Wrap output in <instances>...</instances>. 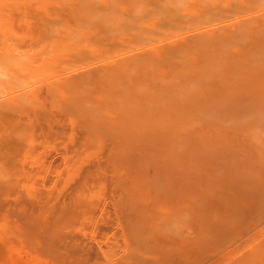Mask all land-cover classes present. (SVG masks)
Wrapping results in <instances>:
<instances>
[{"label":"bare ground","instance_id":"obj_1","mask_svg":"<svg viewBox=\"0 0 264 264\" xmlns=\"http://www.w3.org/2000/svg\"><path fill=\"white\" fill-rule=\"evenodd\" d=\"M0 127L52 260L264 264V0H0Z\"/></svg>","mask_w":264,"mask_h":264},{"label":"rangeland","instance_id":"obj_2","mask_svg":"<svg viewBox=\"0 0 264 264\" xmlns=\"http://www.w3.org/2000/svg\"><path fill=\"white\" fill-rule=\"evenodd\" d=\"M43 86H44V85H42V87H43ZM42 87L40 88V91H42V93H41V92H40V93H41L42 95H43V93H44V95H45V94H46V92H45V91H46V87H45V86L43 87V88H45V89H42ZM41 89H42V90H41ZM26 116H27V117H26ZM66 117H67V116H64V115H63V117H59V120H58L59 123H56L57 121H55L54 123H52V122H47V123H44V124L42 123V124H41L40 122L38 123V121H37V122H34L32 116H31V114H25V113H24V115H23V120H24V122H25V120H27L26 123H24V124L31 126L30 128L34 131L35 136H38V135H39V136L41 137V133L47 131V130H46V129H47V124H49V125L51 124L50 126H52V124H54V125L52 126V132H53V133H54V132H58V131L61 132V130H62V131H65L64 133L69 132L68 130H71V129H70V128H71L70 126H71L72 124L70 125L69 121L66 122V120H68ZM62 122H63V124H62ZM30 123H31V124H30ZM55 124H56V126H55ZM64 124H66L65 127H63ZM33 125H34V126H33ZM43 125H45V127H43ZM62 125H63V126H62ZM73 125H74V124H73ZM73 125H72V130L75 131V133H74V139H73V140H74V143H76V142H75V141L77 140L76 138L79 137V133H78V135H77V132H79V130H78V128H77V127H78L77 125H76V126L74 125V128H73ZM37 126H38L39 128H38ZM58 126H60L61 129H60V128H57ZM53 127H54L55 129H54ZM62 128H65V129L69 128V129H68V130H65V129H62ZM0 129H1V127H0ZM38 129H39V130H38ZM57 129H58V130H57ZM76 129H77L78 131H77ZM44 130H45V131H44ZM54 130H55V131H54ZM9 131L11 132V134H10V133L8 134L6 131H4L5 133H4V132H1L3 135L0 133V134H1V135H0V138H1L0 141L3 140L4 138H2V137L5 136L8 140L11 141V143L14 142V141L17 142V139H16L15 136L13 135V131H11V130H9ZM74 131H73V132H74ZM35 132H36V133H35ZM62 133H63V132H62ZM7 134H8V135H7ZM37 134H38V135H37ZM6 135H7V136H6ZM12 135H13V136H12ZM54 135H55V134H54ZM75 135H76V136H75ZM8 137H9V138H8ZM51 138H52V137H51ZM58 138H59V141H58V142L56 141V138L51 139L52 141H54V142H53V147L55 146L56 149H55V147L53 148L52 146H51V147H52L54 150H53L52 148H46V149L44 150V152H43V151L41 152V155H42V156H43V153L47 154L48 156H52V155L54 156V154H55L56 156H54V157H53V156L50 157V159L52 158V160H53L55 157L60 156V152L57 153V151H60V150H61V148H62V146H63V141L60 140V137H57V139H58ZM12 139H13V140H12ZM23 140H26V139H22L20 142H22ZM4 141H5V142L2 141V142H3L2 145L4 146L5 149H3L2 146H0V151H1V152H0V161L2 160V161L0 162V163H1V164H0V168H1V166H2V168H5V171H7V169H12L13 167L16 168V169H12V171L9 170L8 172H9L10 174H9L8 172H5V173H4L2 170H0V173H2V172H3L4 174L8 173V175L6 174V175H7L6 177L4 176L3 173H2L3 175L1 174L2 176L0 177V181H1V182H0V188H1V190H0V198H1V196H2V198L0 199V204L2 205V207L0 206V207L2 208V210H1L0 213L4 214L5 217L8 216L9 219H10V222L8 221L9 219L6 220V221H4L5 218H4L3 216H1L2 214H0V216H1V217H0L1 220H2V218H4V219H3V222L0 221V222H2V223H0V226H1V228H2V225H1V224H3V223L5 222L6 224L4 223L3 228L5 229V231H6V230L8 231V232L6 231L7 233H9V234L6 233L5 237H6V236L8 237V235H10V236H14V237H11V238H10V236H9L8 239H9L10 241L8 242V241H7V237H6V239H5V238H4V235H2V236L0 237V238H1L0 240H2V239L4 238L3 243L9 244L10 246H12V245L14 244V247H11V248L14 249V250H12L11 248H9L8 245H7V248H8L10 251L5 250V249H7V248H4V249L2 250V246H1V247H0V249H1V250H0V264H8V263H11V264H17V263H20V264H21V263H23V262H24L23 264H28V263H29V264H32L33 262H31V261H35V262H36V261L38 260V262H39V260H40L41 257H42L43 259L46 258L45 260H46L47 264H50L51 261H53V262H51V264H53V263H54V264H58V263L63 264L64 262L66 263V261H67L68 264H72V263H73V264H76V263H78V264H79V263H80V264H86V262H87L88 260H81V261H80V260H77V261H75V260H66V261H62V260H52V257H51V256H46V254H45V253L43 252V250H42V247H41V246H40V247L38 246V245H41V243H40V244L38 243L39 241H37L38 239L36 240V237H35V240H34V238H32V237H28V236H26V234H25V226H26V225H25V224H24L25 226L22 225V223H24V222H22V221L19 222V219H20L19 217H20V216H19L18 209L16 208V207L18 206V204L24 202V200H22V199L27 198V196H26V192H27V191H26V188L24 187V183H23V180H24V178H23V177H24L23 169H24V168L22 167L21 160H20V159L22 158V156H23V155H22V152H23V151H20L21 148L19 149V146H17V145H20V144H17V145H16L17 147L14 149L13 152L10 151V148H11V147H10V148H8V147L10 146L11 143H10L9 146H8V144H7V140L4 139ZM10 141H8V142H10ZM22 143H25V141L22 142ZM57 143H59L60 145H58ZM4 144H5V145H4ZM12 144H14V143H12ZM12 144H11V145H12ZM0 145H1V144H0ZM51 145H52V144H51ZM5 146H6V147H5ZM22 146H23V145H22ZM59 146H60L61 148H60ZM20 147H21V146H20ZM1 148H2V149H1ZM7 148H8V149H7ZM17 148H18L19 150H18ZM23 148H24V146H23ZM56 150H57V151H56ZM67 150H68V152H70V151H69V150H70V146H69V144H67ZM7 151H8V152H7ZM17 151H20V152H21V153L19 152L20 154H18V156H17V154H16V153H18ZM61 151H62V150H61ZM5 152H6V153H5ZM11 152H12V153L15 152V153H14V156H13V154H12ZM9 153H10V154H9ZM51 153H52V155H51ZM53 153H54V154H53ZM7 154H8V155H7ZM11 154H12V155H11ZM45 154H44V155H45ZM10 155H11V156H10ZM15 155H16L17 157H16ZM7 156H9V157H7ZM12 156H13V157H16V158H18V159H17V160H14V159H16V158H13ZM19 156H20V157H19ZM11 157H12L13 159H12ZM10 159H12V160H10ZM47 159H48V160H47ZM47 159H46L47 162L50 161L49 158H47ZM6 160H7V162H6ZM9 160H10V161H9ZM14 162H16V163H14ZM52 162H55V161H52ZM56 162H57V161H56ZM17 163L19 164L20 167H19L18 165H16ZM4 165H5V166H4ZM11 165H12V166H11ZM14 165H15V166H14ZM6 166H7V167H8V166H9V167L11 166V167H10V168L8 167V168L6 169ZM16 166H18V167H16ZM2 168H1V169H2ZM18 168H19L20 170H19ZM17 169H18L19 172L17 171ZM3 170H4V169H3ZM62 173H65V171H63ZM15 174H16V175H15ZM18 174H19L20 176H19ZM53 174H54V173H52V175H53ZM12 175H14L13 178H11ZM62 175H63V174H62ZM65 175H66V174H64V176H65ZM48 176L51 177V173H50ZM53 176H54V175H53ZM3 177H4L6 180H5ZM7 177H8V178H7ZM9 177H10V178H9ZM50 177H49V179H52V177H51V178H50ZM8 179H9V181H7ZM13 179H14V180H13ZM19 179H20L21 181H20ZM47 179H48V178L46 177V180H47ZM68 180H69V179H68ZM73 180L75 181V179H73ZM73 180H72V182H74ZM5 181H7V183H6ZM11 181H12V182H11ZM70 181H71V180H70ZM70 181H69V182H70ZM14 182H15V185H14ZM69 182H68V184H69ZM72 182H70V183H72ZM12 183H13V184H12ZM21 183H23V185H22ZM60 183H61V182H60ZM10 184H11V185H10ZM19 184H21L24 188H21V187L19 186ZM68 184H67V185H68ZM9 185H10V186H9ZM13 185H14V186H13ZM17 185H18L19 187H17ZM6 186H7V187H6ZM8 186H9V188H8ZM68 186H69V185H68ZM3 187H4V188H3ZM5 187H6V189H5ZM2 188L5 189V191H3ZM7 188H8V189H7ZM10 188H11L12 190H11ZM15 188H16L17 190H16ZM21 189H23V190H21ZM10 190H11V191H10ZM18 190H19V192L17 193ZM12 191H13V193H12ZM25 191H26V192H25ZM14 192H15V194H14ZM22 192H23V193H22ZM24 192H25V193H24ZM3 193H4V194H3ZM16 193L18 194V196H17ZM1 194H3V195H1ZM19 194H20V195H19ZM23 194H24V195H23ZM4 195H5V198H4V200H3ZM22 195H23V196H22ZM27 195H28V194H27ZM9 196H10L11 198L8 199L7 197H9ZM14 196L17 197V198H15V199L12 198V197H14ZM24 196H25V197H24ZM18 198H19V199H18ZM1 200H2V201H1ZM10 200L14 202V205H13V204H12V205L10 204V203H11ZM14 200H15V201H14ZM21 200H22V202H21ZM2 202H4V203H2ZM5 203L7 204V207H6V208L12 210L13 212L16 211V212H15L16 215H14L15 213H14V214H11V213H13V212L11 211V213H10V210L7 209L8 212H9L11 215H13L12 218H11V216H9L10 214L7 215V214L4 212V210L6 209V208H5L6 205L3 206V204H5ZM16 204H17V205H16ZM11 206H12V207H11ZM9 207H10V208H9ZM15 208H16V210H15ZM13 209H14V210H13ZM5 211H6V210H5ZM5 214H6V215H5ZM17 215H18V218H17ZM14 216H16L15 219H17V220H15V222H14ZM7 221L9 222L8 225H10L11 222H13V224L16 223V222H18L19 224L21 223V224H20V227H21V225H22L23 228H24V230H21V231H23V234H22L21 231H19L20 229H22V227L20 228V227L17 226L18 228L15 229L16 225L13 227V224L10 225L11 227H10V226L5 227V226H7V223H8ZM3 228H2V229H3ZM6 228H8V229H6ZM10 228H11V229H10ZM19 228H20V229H19ZM13 229H15V231L18 230L19 232H21L20 234H22L23 236L20 235V234H18L17 232H16V233H17L18 235H20V236H15L16 234H15V231H14ZM0 231H1V229H0ZM3 231H4V230H3ZM11 231H12V232L14 231V235H13V233H12ZM1 233H2V231H1ZM1 233H0V235H1ZM4 233H5V232H3L2 234H4ZM11 233H12V235H11ZM2 237H3V238H2ZM17 237H18V238H17ZM19 237H21V238H19ZM23 237H24V238H23ZM33 237H34V235H33ZM30 238H31V239H30ZM11 239H12L13 241H14V239H15V240H16V239H18V240H19V239H22V240H21V241L19 240V241H20V244H19V243H18V240H17L16 242L14 241V243H13V241L11 242ZM23 241H24V242H23ZM26 241H27L28 243H27ZM36 241H37V242H36ZM25 242H26L27 245L25 244ZM29 242H31V243H29ZM3 243H2V241H0V244H1V245H2ZM10 243H13V244L11 245ZM17 243H18V245H20V246H18V245H17V246L20 247V248L22 249V251H18V250H19L18 247L15 248V246H16ZM22 243L25 244V245H23ZM36 243H37V246H38V247L35 248ZM6 244H4L5 247H6ZM21 244H22V245H21ZM31 245H32V246L34 245L33 248L36 249V252L39 251V252H38L39 254H38V253L36 254V256L38 255V256H37L38 258L35 256L37 260H35V259H34L35 257H33V256L31 255V254L35 255V253H36L35 251H34V252H31V251H33V248H32ZM4 246H3V247H4ZM21 246H22V247H21ZM24 246H27V247H28V246H31L32 250L29 251V252H26V249L24 248V250H25V252H24V251H23V247H24ZM27 247H26V248H27ZM17 248H18V249H17ZM28 248H29V250H30V247H28ZM21 249H20V250H21ZM11 250H12V251H11ZM15 250L17 251V253H16ZM27 250H28V249H27ZM10 252H11V253H10ZM18 252H20V253H19L20 256L18 255ZM23 252H24V253H23ZM12 253H13V254H12ZM22 253H23V256L21 257ZM25 253L30 257L29 259H28V256H27ZM43 253H44V255H43ZM8 255H9L10 257H9ZM13 255H14V256L16 255V257H14ZM41 255H43V256H41ZM26 256H27V257H26ZM39 256H41V257H39ZM17 257H18V258H17ZM19 257H20V261H21V262H20V261H19V262L17 261V259L19 260ZM31 257H32L33 260H30ZM47 257H48V258H47ZM13 258H14V259H13ZM15 258H16V259H15ZM22 258H23L24 260H23ZM42 258H41V260H40L39 263L41 264V262H42V264H46V262H44V260L42 261ZM48 259H49V260H48ZM11 260H12V262H11ZM15 260H16V261H15ZM50 260H51V261H50ZM9 261H10V262H9ZM14 261L17 262V263H15ZM29 261H30L31 263H30ZM48 261H49V263H48ZM58 261H61V262H58ZM73 261H74L75 263H74ZM83 261H84V262H83ZM91 261H92V260H91ZM91 261H88L87 264H88L89 262H90V264H93V263L98 262V261H99V264H100V263H101V264H105L103 261H105L106 264H107V262H108V264H109V263L112 264L114 260H113V261H112V260H103V261H102V260H93L92 263H91ZM27 262H28V263H27ZM35 262H34L33 264H39L38 262H36V263H35ZM62 262H63V263H62ZM69 262H72V263H69ZM81 262H82V263H81ZM102 262H103V263H102ZM65 263H64V264H65ZM95 264H96V263H95ZM97 264H98V263H97Z\"/></svg>","mask_w":264,"mask_h":264}]
</instances>
